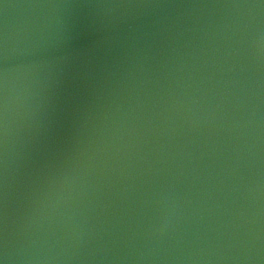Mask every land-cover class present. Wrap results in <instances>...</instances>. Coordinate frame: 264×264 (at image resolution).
Returning a JSON list of instances; mask_svg holds the SVG:
<instances>
[{"label":"water","instance_id":"water-1","mask_svg":"<svg viewBox=\"0 0 264 264\" xmlns=\"http://www.w3.org/2000/svg\"><path fill=\"white\" fill-rule=\"evenodd\" d=\"M0 264H264V0H0Z\"/></svg>","mask_w":264,"mask_h":264}]
</instances>
